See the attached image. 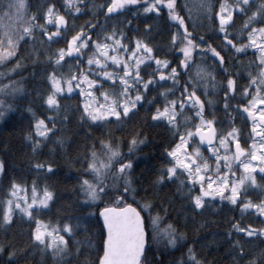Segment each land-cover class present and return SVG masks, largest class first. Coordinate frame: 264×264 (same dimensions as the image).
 <instances>
[{"label":"snow or ice","instance_id":"snow-or-ice-1","mask_svg":"<svg viewBox=\"0 0 264 264\" xmlns=\"http://www.w3.org/2000/svg\"><path fill=\"white\" fill-rule=\"evenodd\" d=\"M81 3L83 0H64V7L71 8L74 13H80L81 9L77 5ZM137 3L138 0H109L103 10L106 14H111L124 9L126 5ZM175 4L176 0H145L146 6L143 11L159 14L163 7L167 9L168 18L178 22L177 27L182 31L179 35L173 31L170 37L172 48L175 49L177 43L180 45L175 51V55L179 56L178 63H171L166 57L162 58L155 54L153 47L143 37H133L131 45L124 43L121 39L124 36L123 31L117 36L114 27L112 31H104L103 35L98 34V38L93 39L92 33L87 30L92 28L91 21L87 22V28L81 25L79 30L67 38V47L53 49L51 54L45 52V59L50 62L53 69L47 72L50 90L44 97L43 103L47 105L51 114L36 117L33 113L31 131L24 133L25 139L31 142L32 150L35 152L44 141L55 134L60 108L57 97L65 91L72 93L74 87L80 89L81 97H84L87 92L89 98L82 100L81 119L86 116L90 121L107 122L108 118H114L115 121L127 118L137 110L138 103L146 98V90L151 85H157V79L164 82L171 81L173 88H161L159 95L164 97V103L163 106L158 104L152 110L151 119L167 121V124L179 133V139L173 147L165 150L167 156L172 159L161 168V174L156 177V182L165 181V174L169 180H179L180 176H185L194 210H202V206L206 203H212L210 198L220 197L221 200H227L233 205L238 204L241 215L254 211L258 217L264 218V196L255 202L247 196H241V192L246 191L249 186L253 191L258 188L264 193V183H258L255 174L258 168V174L261 180H264V0H260L254 8L251 7L252 0H233L232 3H229V0H219L218 8L214 11L218 32L222 34L223 42H225L224 47L230 46L236 53H240L246 47L254 48L257 50L256 61H258L256 73L249 71L247 85L241 86L237 92L236 78L224 67V57L221 56V52L211 44H204V47L214 54V58H217L219 68L226 75V80L220 83L224 92L223 111L231 127L227 132L221 133H217L214 126L216 117L214 115L210 118L205 117V101L197 95L200 82H203L204 95L207 97L209 78L212 80L215 93L217 81L214 72L198 63L194 73L186 76L181 95L179 97L174 95L175 86L179 84L178 75H184L188 71L190 61L193 59V50L199 49L203 43V37L198 38L199 43L191 38L192 34L186 27L185 18L177 12ZM200 7L205 11H212L206 0H201ZM185 10L189 11L188 19L193 20L187 5ZM234 13L244 16L243 25L239 29L241 34L246 33V39L242 44L235 43L229 38L228 29L234 22ZM38 20L40 22H37ZM67 24L65 16L60 13L54 3L48 2L46 8L41 5L36 12L29 14L26 0H0V63L15 59L16 62L7 69V72L20 68L21 62L20 58H17V51L19 43L25 37L32 41L38 38V34H42L51 43L59 37L61 32L67 30ZM49 27L53 30L49 31ZM144 28L150 31L149 25L145 24ZM43 42L41 40V43ZM89 46L93 51L88 53L86 61L88 66L95 64L107 69L106 62L111 61L118 69L122 68V71L105 70L99 73V76L106 77L107 80L118 82L112 95L107 90H103L99 79L91 78L94 70L90 67H80L77 71L75 66L70 65L67 75L57 71L63 67L65 57L76 60V64L79 65L80 60L73 54L83 55ZM129 47L131 51H128ZM146 61L155 64L153 69L145 73L147 79L141 75L143 71L141 65L148 67L145 64ZM94 86L102 89L99 95L103 97L104 103L95 101L91 91ZM9 87L16 92L22 90L23 85L9 80L6 84H0V91H6ZM168 96L172 98L168 99ZM237 96L241 98V102L230 104L229 102ZM148 99L151 100V98ZM215 102L212 97H207V108L210 109ZM186 108L193 113V116L188 118V122L195 120V123L185 130L180 127L184 124V120L180 117L183 116ZM27 111L32 112V109L29 107ZM237 113L241 117H245L246 114V120L250 124L248 136L251 139H246L249 145L247 148L241 146L238 138L239 130L233 121ZM3 115L4 113L0 112V116ZM196 137H199V141L208 143L207 150L212 157L205 158L200 147L189 143L190 139L195 141ZM217 139L218 143L213 147ZM55 142L63 144L59 136H55ZM143 142V137L133 134L127 141V154L130 155L135 146ZM99 144V150L95 145L88 146L86 155L81 160L84 175L79 177L80 191L84 194L85 201L95 202L101 200L106 193L108 194L107 200L98 211V219L102 220L100 233L102 245L96 248L97 258L94 264H141L143 253L150 246L149 231L152 233V239H163L167 246L172 248L177 246L178 240L187 243L185 234L177 232L171 223L159 228L161 219L159 213L150 214L145 221L141 212L149 209L147 202L140 206V210L133 203L127 202L129 197L135 199L133 194L138 191L132 187L129 176L133 162L121 153L118 139L115 143L110 139H101ZM213 157L214 162L210 163ZM234 161L238 162L240 170L238 179L236 172L233 171ZM33 167L49 173L54 170V165L50 161L34 162ZM2 170L3 164L0 162V171ZM205 174H208L207 179ZM194 184L199 185L198 192L193 190ZM179 186L183 188L185 181L179 180ZM21 188L22 185L16 180H12L8 186L7 195L2 203L0 224L8 225L16 214H21L29 220L35 219V227L31 230L30 237L32 245L40 247L41 251H50L54 258L62 259V254L68 251V241L65 237L73 235L72 224L67 220L62 225L58 222L46 224L39 218L33 217V212L38 213L41 207H48L49 202L54 198L53 191L47 186L38 189L34 181L29 201L27 196L19 195ZM238 197H241L243 202ZM205 198L209 199L206 201ZM92 206L95 207L94 204ZM254 237H264V221L257 227L252 224L242 227L240 223L232 222L227 230V239L231 240L233 264H264V249H260L258 254L248 251L247 242ZM76 243L78 242L73 241V244ZM5 247L3 243H0V252H3ZM17 252L15 247L9 248L7 255L13 259L6 264H13ZM19 252L23 254L24 249H19ZM176 264H204V261L198 258L193 245L187 244L181 259Z\"/></svg>","mask_w":264,"mask_h":264},{"label":"trees","instance_id":"trees-1","mask_svg":"<svg viewBox=\"0 0 264 264\" xmlns=\"http://www.w3.org/2000/svg\"><path fill=\"white\" fill-rule=\"evenodd\" d=\"M48 2L54 3L60 13L65 16L68 22L67 30L61 32L59 37L51 43L42 34H38V38L32 41L25 37L19 43L17 51L21 67L13 72H8V74H2L0 78V84H6L11 80L23 85L20 91L13 92L11 87L6 91H0V105L2 109H5L0 121V162L3 164V170L0 171V216L3 212L2 203L11 181L16 180L24 190H31L35 181L38 189L47 186L52 190L54 198L49 202L47 208H41L38 213L33 212V217L39 218L46 224L58 222L62 225L67 220L73 226V235L65 237L68 241V251L62 254V259L61 257L54 258L50 251H41L40 247H34L30 242L35 219L29 220L21 214H16L8 225L0 224V243L6 246L5 250L0 252V264H6L7 261L13 259L7 255L10 247H15L18 250L13 264H94L97 258L96 248L98 245H102L100 236L102 226L98 220L97 212L107 200L108 194L106 193L101 200L95 202L85 201L84 194L80 191L79 177L84 175V166L81 164V160L85 157L88 146L95 145L99 150L101 139H110L113 143L118 139L121 153L126 159L133 162L129 176L132 180V187L138 191L133 194L135 199L129 197L127 202L133 203L138 210L141 205L147 202L149 209L141 212L145 221L148 220L150 214L159 213L161 218L159 228L171 223L177 232L185 234L187 243L178 240L177 246L172 248L167 246L163 239H152V233L149 231L150 246L145 249L141 264H176L181 259V254L187 244L193 245L198 258L202 259L204 264H233L231 240L227 239V230L231 227L232 222H238L242 227L247 224L257 227L261 226L264 218L258 217L254 211H248L241 215L238 204L233 205L227 200H221L220 197H212L210 198L212 203H206L202 206V210H194L185 176L179 177V180L185 181L183 188L179 186V180H169L166 174L165 181L156 182V177L161 174V168L172 159L167 156L165 150L173 147L179 139V133L169 126L167 121L151 119L152 110L158 104L163 106L164 103V97L159 95L161 88H173L171 81L164 82L157 79V85H151L146 90V98L138 103L137 110L119 121H115L114 118H108L107 122L90 121L86 116L81 119L82 100L84 99L80 92L74 87L72 93H62L57 97L60 108L55 134L33 152L31 142L24 136L25 132L31 131L33 113L36 117H45L51 114L47 105L43 103L44 97L50 90L47 72L53 69L50 62L45 59V52L51 54L53 49L67 47V38L79 30L81 25L87 28V22L91 21L92 28L87 30L92 33L91 38L93 39H97L98 34L103 35L104 31H112L114 27L117 36L123 31L124 36L121 39L124 43L131 45L133 37H143L153 47L155 54L162 58L166 57L171 63H178L179 56L175 55V51L180 45L177 43L176 48H172L170 37L173 31H176L178 35L182 31L177 27L178 22L168 18L166 8L162 7L159 14L145 13L143 11L146 6L145 0H138L136 5H126L124 9H119L111 14H106L103 10L109 0H83V3L77 5L81 9L80 13H74L71 8H65L64 0H26L28 13L36 12L41 5L46 8ZM232 2L233 0H229V3ZM259 2L260 0H252L251 7L254 8ZM206 3L212 8V11L203 10L200 7L201 0H176L177 12L185 18L186 27L192 34L191 38L199 43L198 38L203 37V43L199 49L193 50V59L190 61L188 71L184 75H178L179 84L175 86L174 95L177 97L181 95L186 76L194 73L198 63L214 72L217 81L216 91L213 92L212 80L209 78L207 97H212L216 102L210 109L207 108L203 82H200L197 95H200L201 99L205 101V117L210 118L214 115L216 117L214 126L217 133H221L227 132L231 127L228 117L223 111L224 92L220 83L226 80V75L219 68L217 58H214V54L205 48L204 44H211L221 52V56L224 57V67L229 70V74L236 78L237 92L241 86L247 85L249 71L253 74L257 71V50L246 47L240 53H236L231 50L230 46L225 48L223 36L218 32L217 21L214 19V11L218 8L219 0H206ZM185 5L190 9L193 20L188 19L189 11L185 10ZM243 20V15L234 13V22L228 31L229 38L233 39L235 43L242 44L246 39V33L239 32ZM193 21H195V26H193ZM145 24L149 25L150 31L145 30ZM52 30V27H49V31ZM41 40L44 42L41 43ZM92 51V47L89 46L83 55L73 54L80 60L79 65L76 64V60L65 57L63 67L57 71L67 75L70 65L75 66L77 71L80 67H90L94 70L91 78L99 79L103 90H107L112 95L118 82L107 80L106 77L99 76V73L105 70L122 71V68L118 69L111 61L106 62L107 69L95 64L88 66L86 64L88 53ZM128 51H131V47ZM109 52L111 54V50ZM15 62V59H9L1 66L7 70ZM145 64L148 67L145 68V65H141L143 69L141 75L147 79L145 73L153 69L155 64L148 61ZM92 90L99 100L103 101V97L99 95L102 89L99 86H94ZM171 98L172 96H168V99ZM240 102L241 98L237 96L229 103ZM29 107L32 112L27 111ZM191 116L193 113L186 108L183 116L180 117L181 120H184V124L180 125L182 129L186 130L194 125L195 120L191 123L188 122V118ZM233 121L239 130L238 138L241 146L247 148L249 145L246 143V139L250 140L251 137L248 136L250 124L246 120V114L245 117H241L237 113L233 117ZM133 134L143 137L144 142L137 144L129 155L127 154V141ZM33 136H35L34 133ZM55 136L61 138L62 145L55 142ZM198 141L199 137H196L193 142L199 144ZM216 143H218V139L213 145ZM200 147L206 150V147ZM206 151H204L205 154ZM213 160L214 158L210 159V162L213 163ZM39 161L52 162L54 170L49 173L35 169L33 164ZM233 171L237 175L240 174L238 162H233ZM258 173L259 169L257 168L255 173L257 182L264 183ZM121 188H123L122 183ZM193 190L198 192L199 185L194 184ZM241 196H247L255 202L264 196V193L260 192L258 188L253 191L249 186L246 191L241 192ZM205 199L207 201L209 198ZM241 202H243L242 199ZM93 204L95 207L92 206ZM233 236H235L234 231ZM73 241L78 243L73 244ZM247 248L250 253L258 254L260 249H264V237L250 238ZM19 249H24V253L21 254Z\"/></svg>","mask_w":264,"mask_h":264},{"label":"rangeland","instance_id":"rangeland-1","mask_svg":"<svg viewBox=\"0 0 264 264\" xmlns=\"http://www.w3.org/2000/svg\"><path fill=\"white\" fill-rule=\"evenodd\" d=\"M3 63H0V78L2 77V74H8V72H7V70H5V69H3L2 68V65ZM82 87H84V85H82ZM79 92H80V89H78V88H76ZM73 90H74V88H73ZM91 91L93 92V90L91 89ZM64 93H68L67 91H65ZM10 94V93H9ZM93 96L95 97V101H98L99 103H104V100L103 101H100L99 100V98H98V96L93 92ZM83 99L84 100H88L89 98L87 97V92H86V94H85V96L83 97ZM1 104V103H0ZM0 110H2V111H0V112H3V113H5V109L3 108L2 109V106L0 105ZM1 118H2V116H0V121H1ZM199 142V144H197L196 142H193L191 139L189 140V143L190 144H195L196 146H198V147H200V146H204V147H206V150L208 149V147H209V145H208V143L207 142H201V141H198ZM213 147H215V145H213ZM205 149H203V148H201L200 147V151H201V153H202V155L205 157V158H208V157H212V154L207 150L206 151ZM189 151H190V149H189ZM204 151H206V154L204 153ZM222 151V150H221ZM214 158V157H213ZM210 162V161H209ZM212 162H214V160L212 161ZM211 163V162H210ZM256 163H258V162H256ZM207 175L208 174H205V176H206V179H207ZM237 175V174H236ZM239 178V175H237V179ZM26 190H28V189H22L21 188V190H20V192H19V195L21 196V197H24V196H27V198L29 199V201L31 200V190H28V191H26ZM41 208H44V207H41Z\"/></svg>","mask_w":264,"mask_h":264},{"label":"water","instance_id":"water-1","mask_svg":"<svg viewBox=\"0 0 264 264\" xmlns=\"http://www.w3.org/2000/svg\"><path fill=\"white\" fill-rule=\"evenodd\" d=\"M99 211V210H98ZM142 215V214H141ZM97 217H98V212H97ZM99 220V222H100V224H101V226H102V220H100V219H98ZM145 252V251H144ZM143 256H144V253H143Z\"/></svg>","mask_w":264,"mask_h":264}]
</instances>
